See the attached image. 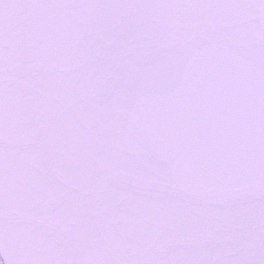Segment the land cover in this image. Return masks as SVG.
<instances>
[{
    "label": "water",
    "instance_id": "1",
    "mask_svg": "<svg viewBox=\"0 0 264 264\" xmlns=\"http://www.w3.org/2000/svg\"><path fill=\"white\" fill-rule=\"evenodd\" d=\"M1 264H264V0H0Z\"/></svg>",
    "mask_w": 264,
    "mask_h": 264
},
{
    "label": "rangeland",
    "instance_id": "2",
    "mask_svg": "<svg viewBox=\"0 0 264 264\" xmlns=\"http://www.w3.org/2000/svg\"><path fill=\"white\" fill-rule=\"evenodd\" d=\"M1 264V263H0Z\"/></svg>",
    "mask_w": 264,
    "mask_h": 264
}]
</instances>
